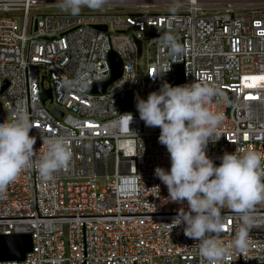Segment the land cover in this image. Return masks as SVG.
I'll list each match as a JSON object with an SVG mask.
<instances>
[{
  "label": "built area",
  "instance_id": "2783aa9c",
  "mask_svg": "<svg viewBox=\"0 0 264 264\" xmlns=\"http://www.w3.org/2000/svg\"><path fill=\"white\" fill-rule=\"evenodd\" d=\"M0 103V264H264V0H0Z\"/></svg>",
  "mask_w": 264,
  "mask_h": 264
},
{
  "label": "water",
  "instance_id": "95a60500",
  "mask_svg": "<svg viewBox=\"0 0 264 264\" xmlns=\"http://www.w3.org/2000/svg\"><path fill=\"white\" fill-rule=\"evenodd\" d=\"M98 31L105 32L104 27H93ZM35 30V27H33ZM150 36L151 37H159V36H168V33H162L154 28L150 29ZM137 46V56L140 57L141 52V44L139 41H136ZM108 61L110 65V78L108 81L94 85L89 89V92L92 94H102L104 93L105 89L110 85L112 82L116 81L122 71V64L121 61L114 53H110L108 56ZM175 73L178 75V83L182 81V65H175L173 67ZM39 87L41 90L40 99L41 103L44 104L48 102L51 104V90L50 88H44L43 86V78H40ZM132 99V95L129 97L128 105ZM53 115L61 117L62 114L53 109L50 111ZM31 250V239L29 235H12V236H0V262H8V261H22L27 253Z\"/></svg>",
  "mask_w": 264,
  "mask_h": 264
},
{
  "label": "rangeland",
  "instance_id": "374dc122",
  "mask_svg": "<svg viewBox=\"0 0 264 264\" xmlns=\"http://www.w3.org/2000/svg\"><path fill=\"white\" fill-rule=\"evenodd\" d=\"M60 11L61 12H66V11L68 12V11H73V10H63L62 11L60 9H54V10H46V9H44V10H40V13H43V12H50V13H52V12H60ZM6 16H12L17 21L18 28L20 29V27L22 26V18H21V15L8 13ZM143 51L146 54V56H144L145 58H147V56H150L151 55L150 54V50L146 46V42L143 43ZM39 76H43L44 77V83H45V85H47V83H48V77H47L46 73H44L43 71H39ZM0 108H1V103H0ZM46 109L48 111H51V106H48L47 105L46 106ZM105 182H106V180L103 179V178H100V179L97 180V184H98L99 189H102L105 186ZM153 263L154 264H170V263H167V262L164 263L160 259H154L153 260ZM172 264H176V263H172Z\"/></svg>",
  "mask_w": 264,
  "mask_h": 264
}]
</instances>
